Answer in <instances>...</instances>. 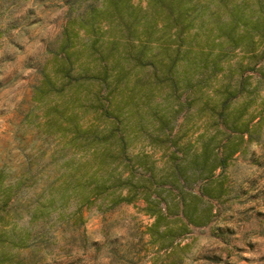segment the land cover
I'll use <instances>...</instances> for the list:
<instances>
[{"label": "rangeland", "instance_id": "obj_1", "mask_svg": "<svg viewBox=\"0 0 264 264\" xmlns=\"http://www.w3.org/2000/svg\"><path fill=\"white\" fill-rule=\"evenodd\" d=\"M85 2L0 0V171L10 197L6 226L0 224V264H264V77L255 70L247 71L248 87L235 103L238 108L243 102L249 105L241 118L244 132L230 136L228 144L237 142L239 150L223 170V192L211 201L207 224L189 226L170 244V239L162 240L165 247H160L149 234L153 218L144 212L141 199L111 206L101 195L78 210L71 191L62 194L58 190L79 168L95 163L67 142L68 134L48 126L52 120H61L65 107L77 109L79 95L36 96L35 87L45 75L54 77L63 38L73 46L70 51H75L76 65L92 63L96 53H90V46L97 41L103 43L102 49L114 43L117 54L125 43L119 27L107 21L88 28L94 32L80 26L77 17L86 10ZM130 2L142 21L157 19L161 24L150 0ZM96 3L100 5L101 0ZM246 57L243 52L233 54L223 63L222 74H230ZM257 66L264 71V58ZM147 71L136 68L123 73L110 98L134 131L130 132L129 150L148 151L161 158L162 150H153L134 124L145 101L159 98L156 88L147 85ZM90 75H84L73 88L83 97L89 92ZM139 77L141 86L134 87ZM205 98L180 127V135L193 145L204 132V120L196 109ZM63 100L60 111H55L54 105ZM185 112L184 108L180 115ZM79 115L83 121L92 117L82 115L81 110ZM224 137L218 133L220 143ZM113 167L109 162L108 170Z\"/></svg>", "mask_w": 264, "mask_h": 264}, {"label": "trees", "instance_id": "obj_2", "mask_svg": "<svg viewBox=\"0 0 264 264\" xmlns=\"http://www.w3.org/2000/svg\"><path fill=\"white\" fill-rule=\"evenodd\" d=\"M74 1H86V10L77 17L83 29L94 32L88 28L107 21L119 27L125 43L117 54L114 43L102 49L103 43L97 41L90 46V53H96L92 63L76 65L75 51H70L73 46L63 38L55 78L45 75L35 87L36 96L79 95L77 109L65 107L61 120H52L48 126L68 134L67 142L95 163L79 168L58 190L65 194L69 189L78 210L101 195L111 206L141 199L144 212L153 218L149 234L165 247L162 240L168 238L170 244L187 227L207 224L212 216L211 201L223 192L220 177L239 150L237 142L228 141L233 133L242 136L241 118L249 107L243 102L238 108L235 103L248 87L247 71L255 70L264 77L257 66L264 58V0H240L241 4L239 0H150L161 26L157 19L154 23L142 21L130 0H101L100 5L97 0ZM237 52L247 54V61L237 62L224 76L223 63ZM136 68L149 71L147 85L156 88L159 98L145 101L134 124L153 150H162L161 158L148 151L129 150L133 129L110 98L121 75ZM89 73V92L83 97L73 88ZM133 85L141 86L140 77ZM202 96L206 98L196 111L205 128L193 145L180 135V127ZM64 103L57 101L54 110L60 111ZM184 108L186 112L180 115ZM80 110L82 115L91 114V119L83 121ZM219 132L225 135L223 143ZM207 134L212 136L207 138ZM109 162L114 163L111 170ZM3 179L0 171V224L5 227L10 197Z\"/></svg>", "mask_w": 264, "mask_h": 264}]
</instances>
